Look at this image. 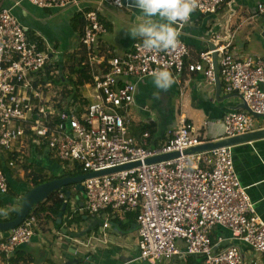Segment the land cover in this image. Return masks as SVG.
I'll return each mask as SVG.
<instances>
[{
    "label": "built area",
    "instance_id": "obj_1",
    "mask_svg": "<svg viewBox=\"0 0 264 264\" xmlns=\"http://www.w3.org/2000/svg\"><path fill=\"white\" fill-rule=\"evenodd\" d=\"M21 1L41 9H63L76 3L17 0ZM124 1L99 0L94 10L83 14L80 55L90 77L84 86L92 91L94 99L87 105H82L80 96L69 103L62 99V87L46 79L61 75L55 68L60 59L53 60L52 52L43 50L39 35L30 34L9 10L0 8V148L10 152L7 165L21 162V152L30 141L45 147L60 162L73 163L81 169V175L139 163L81 182L89 213L138 210V260H170L178 254V241L187 254L200 257L202 264H243L240 245L264 260V222L255 213L247 187L238 179L231 147L183 155L184 150L204 142L190 123L180 121L163 145L149 149L148 132L138 143L126 127L127 110L134 102L138 81L166 68L173 79L184 72L198 73L205 85L213 86L214 54L225 91L240 95L250 112L264 116V60H240L230 51V42L218 45L220 36H215L212 48L199 53L196 61L186 62L188 49L180 36L189 20L175 25L179 43L174 49L149 50L142 42H135L122 57L98 53L97 40L107 32L98 18L100 7L122 9L127 6ZM226 1L195 0L193 13L215 14ZM256 11L264 15V3L258 4ZM253 121L248 112L227 113L223 138L255 131ZM172 153L178 156L145 163ZM7 187L0 168V193L5 194ZM35 223L36 218H26L11 231L7 243H0V251L29 241ZM217 228L230 232L227 243L213 237Z\"/></svg>",
    "mask_w": 264,
    "mask_h": 264
},
{
    "label": "crops",
    "instance_id": "obj_2",
    "mask_svg": "<svg viewBox=\"0 0 264 264\" xmlns=\"http://www.w3.org/2000/svg\"><path fill=\"white\" fill-rule=\"evenodd\" d=\"M98 2L76 0L75 4L63 9H41L27 1L18 3L17 0H0V8L9 10L30 34L39 35L43 50L48 48L53 60L60 59L58 64L62 67L67 63V56L81 50L79 32L74 29L75 16L81 14L83 18V14L94 10ZM124 2L127 6L122 9L100 7L98 18L107 32L97 40L98 53L122 57L135 42H142L139 37L133 38L126 31L140 15L135 0ZM260 3H264V0H227L215 14L193 13L180 36L188 49L186 62L196 61L199 53L210 49L215 36H220L218 45L230 42V51L240 60L248 57L264 60V15L256 11ZM218 80L219 90L215 83L213 86L205 85L201 74L184 72L163 91L155 87L150 77L138 81L134 102L127 110L129 136L139 143L141 135L148 132L147 148H158L166 142L180 121H186L203 142L223 138L226 114L246 111L239 108L243 103L240 95L227 93L224 83ZM85 84L78 94L82 98V105L94 102L92 91ZM59 87L63 89V86ZM130 111L138 113V117L133 118ZM253 122L255 129L264 127V118L254 119ZM231 151L238 179L247 187L255 213L264 222V139L236 145L231 147ZM21 153V162L10 167L7 165L10 152L0 148V168L6 175L8 186L5 194L0 193V223L10 222L16 217L23 196L35 187L33 175L38 178L37 183L43 184L64 178L62 172L79 168L59 172L60 161L51 157L45 147H37L31 141ZM42 170L56 173L47 179L40 175ZM54 193L63 202L60 213L56 217L45 218V213L40 212L42 205L39 204L48 197L35 205L26 217L36 218L33 235L29 241L10 251H0V264L149 263L137 259L139 249L135 216L138 210L89 213L85 209L81 182L64 186ZM48 206L50 203L45 204V207ZM105 223L108 225L106 228L103 226ZM12 230L0 231V243H7ZM213 233V237H221L227 240L226 243L231 236L228 230L221 228ZM176 246L178 254L172 259L149 264H202L200 257L185 252L181 241ZM240 250L243 264H264L263 258L248 247L240 245Z\"/></svg>",
    "mask_w": 264,
    "mask_h": 264
},
{
    "label": "clouds",
    "instance_id": "obj_3",
    "mask_svg": "<svg viewBox=\"0 0 264 264\" xmlns=\"http://www.w3.org/2000/svg\"><path fill=\"white\" fill-rule=\"evenodd\" d=\"M138 15L129 28L131 37H139L149 50H167L177 47L178 31L175 25L187 22L196 8L195 0H135ZM152 82L161 91L167 90L172 74L166 68L151 73Z\"/></svg>",
    "mask_w": 264,
    "mask_h": 264
},
{
    "label": "water",
    "instance_id": "obj_4",
    "mask_svg": "<svg viewBox=\"0 0 264 264\" xmlns=\"http://www.w3.org/2000/svg\"><path fill=\"white\" fill-rule=\"evenodd\" d=\"M213 70H214V78H215L214 83H215L217 90H219L220 85H219V80H218V75H217L216 54L213 55ZM239 108L251 114L254 117V119L264 118V116L262 115H257V114H253L252 112H250V110L247 108V106L244 103H242V105H240ZM262 139H264V127L261 129H256L255 131L247 133V134H243V135H239V136H235L231 138H221L219 140H215L211 142H204L203 144L199 146L184 150L182 154L190 155V154H196V153H200L204 151H210V150L220 148V147H234L236 145L253 142L257 140H262ZM177 156H178L177 153L160 155V156H156V157L145 160V163L147 164L155 163V162H159L163 160L172 159ZM138 165L139 163H131V164L117 167V168L104 170L98 173L83 174V175H79L76 177H64V178H59V179H53L50 182L37 185L23 196L21 206H20V209L16 217L10 222L0 223V231H8V230L14 229L17 226H19L24 221V219L29 214L30 210L35 205L43 202V200H45L49 195L60 190L64 186H67L72 183H80L90 177H96L100 175L113 173L116 171L131 169ZM59 217H61V215H59ZM85 263L89 264V262H85Z\"/></svg>",
    "mask_w": 264,
    "mask_h": 264
},
{
    "label": "trees",
    "instance_id": "obj_5",
    "mask_svg": "<svg viewBox=\"0 0 264 264\" xmlns=\"http://www.w3.org/2000/svg\"><path fill=\"white\" fill-rule=\"evenodd\" d=\"M74 20L76 21L74 29L79 32V37L81 36V30L83 27V18L81 16V14H77L74 18ZM82 53V51H75L72 54H70L69 56H67V64L68 66L66 67V65H62V67L59 64L55 65V68L61 71V75L58 76L57 78H53V77H49L47 76V80H49L54 86H63V89H61V94L63 96V98L67 101H75L76 97L79 94V89L83 86V84H85L86 82H89L90 77L88 74V70L85 68L84 65H82L83 61H84V56H81L80 54ZM78 56L80 57V60H78ZM66 67V69H65ZM67 70V71H66ZM67 75V79H65L66 77H62ZM46 80H44L43 78V82H45ZM66 85H63L65 84ZM70 99V100H68ZM66 102V101H65ZM31 155H33V153H30ZM36 155V154H35ZM63 176L65 177H75L78 176L81 172V170L79 168H75L72 172H62ZM32 180H35V184L34 186L39 185L40 183H37L36 180H38V178H36L35 175L32 176ZM46 203H50V206L45 207ZM62 200L58 199L56 197V193H53L51 195L48 196L47 200L42 203L39 204V206L42 205V207L40 208V212H44L45 213V218L51 216V217H56L59 213H60V209L62 207ZM136 217V216H135Z\"/></svg>",
    "mask_w": 264,
    "mask_h": 264
},
{
    "label": "rangeland",
    "instance_id": "obj_6",
    "mask_svg": "<svg viewBox=\"0 0 264 264\" xmlns=\"http://www.w3.org/2000/svg\"><path fill=\"white\" fill-rule=\"evenodd\" d=\"M109 37V35H107ZM68 66V64L66 63V67ZM65 67V69H66ZM130 115L135 118V117H138V113H133L132 111L129 112ZM51 157L55 158L53 155H50ZM60 164V169H58L59 172H62V170L66 169V171H70V170H73L74 168V164L73 163H64V162H59ZM52 173H56V172H52ZM51 172L49 171H46V170H42V172L40 173V175H42L43 177L45 176L47 179H51L50 178V175H52ZM38 174V173H36ZM136 264H149V263H145V262H142V263H136Z\"/></svg>",
    "mask_w": 264,
    "mask_h": 264
}]
</instances>
